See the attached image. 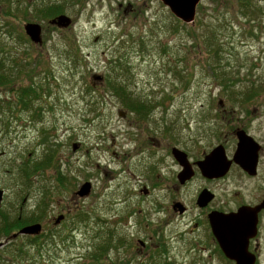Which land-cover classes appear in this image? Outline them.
<instances>
[{"label":"rangeland","instance_id":"obj_1","mask_svg":"<svg viewBox=\"0 0 264 264\" xmlns=\"http://www.w3.org/2000/svg\"><path fill=\"white\" fill-rule=\"evenodd\" d=\"M252 2L246 16L241 0H203L185 24L158 0H0V75L12 80L0 87V212L43 226L39 238L0 237V264H232L174 239L188 219L160 220L177 197L195 210L202 184L177 192L171 147L194 162L219 145L232 158L238 129L264 141V0ZM47 6L58 12L39 16ZM61 15L69 27L50 24ZM28 23L42 26L43 44L31 42ZM114 83L147 116L131 115ZM30 86L37 96L26 109L19 96ZM138 137L149 151H137ZM51 151L55 164L26 183L20 167ZM261 168L256 178L234 168L211 183L217 204L264 199ZM143 185L156 189L142 196ZM261 232L258 264L264 223ZM150 237L143 249L138 241Z\"/></svg>","mask_w":264,"mask_h":264},{"label":"water","instance_id":"obj_2","mask_svg":"<svg viewBox=\"0 0 264 264\" xmlns=\"http://www.w3.org/2000/svg\"><path fill=\"white\" fill-rule=\"evenodd\" d=\"M167 7L172 15L185 24L194 23L197 17V9L203 0H158ZM51 25L58 27H69L72 23L68 16L62 15L52 20ZM24 30L31 41L35 44H43L42 26L37 23H28ZM98 81L101 76H95ZM124 117L125 113H120ZM238 139L237 151L233 160H230L226 154L224 146L216 147L210 154L206 155L204 160L198 163L202 174L208 179H219L225 177L233 164L239 165L245 172L251 176L257 175V166L259 159V144L244 130L236 133ZM77 145H74V150ZM174 157L184 166L185 170L181 173V181L192 178V168L187 159V155L179 149L173 150ZM91 183H85L78 191L81 197L87 196L91 191ZM4 191L0 190V204L4 199ZM215 196L210 192L204 191L199 200L200 206H205ZM177 208V204L175 209ZM264 205L257 207H241L237 212L224 214L213 212L210 221L214 236L219 243L223 254L235 264H256L257 256L250 252L249 241L254 239L258 233L259 212ZM64 216L56 219L55 224L61 223ZM43 226L39 223L23 227L20 231L13 234L12 239L18 236H39L42 233ZM4 247V242L0 241V250Z\"/></svg>","mask_w":264,"mask_h":264},{"label":"flooded vegetation","instance_id":"obj_3","mask_svg":"<svg viewBox=\"0 0 264 264\" xmlns=\"http://www.w3.org/2000/svg\"><path fill=\"white\" fill-rule=\"evenodd\" d=\"M42 37H43V28H42ZM134 113H135L134 111H131L130 114L133 115ZM137 115H138V113H137ZM122 118H126L127 119V115L125 114V116L122 117ZM239 130H241V129H238L237 131H239ZM247 134H249V133H247ZM236 139H237V136H236ZM137 142H138V146L136 148L137 151H140V153H144L146 150H148V147L145 146L146 143H144L140 137H138ZM257 143L259 144V159H258V166H257V175L256 176L249 175L247 172H245L237 164H233L232 165L229 173L234 168H237V169H239L242 172L243 175L248 176L250 178H256V177L260 176L261 170H262L261 166L263 165V162H264V141H257ZM237 146H238V139H237ZM237 146H236L235 153L237 151ZM149 149H150V153L154 154V152L151 151L152 149L151 148H149ZM174 149H179V150H181V149L178 148L177 146H173L169 150V152L171 153L172 157L176 161L177 166L179 168V170L177 172V176H176V178H177V192L180 189H183V188L187 189L196 180H200L202 182V184H201V186L198 187V190L196 192V196H195V210H192L191 207L186 202H184L179 197H177V200L172 201V203L170 205L171 206L170 210L173 212V215L169 214V210H166L167 213L164 212L165 214H163V216H162V217H166V220H164V221L160 220V224H162L163 227L168 225L169 223L167 221H168V219L170 217H177V221H182L184 219H188L187 223H183V227L184 228H183L182 232L181 231L177 232L175 234L174 239L177 238V239H181L182 240L184 238V241L189 243V245L191 247V250H190L191 252L194 251V250L197 251V249H203L204 252H215L219 256H222L226 261L231 262L232 264H235V262L229 260L223 254V252H222V250H221V248L219 246V243H218V241L216 240V238L214 236L212 225H211V221H210V216H211V214L213 212H220V213H224V214L235 213L241 207H244V206H247V207L262 206V205H264V199L262 198V199H259V200L255 201V202H243V203H240L237 207H235L233 209H229V204L226 203V202H222V203H218L217 204V200H218L217 199V195L214 193V191L210 187V185H211V183H213L215 181L224 179L229 173L223 178L208 179L202 174L201 170L198 167V163L200 161H202L203 159L193 162V161H191L192 159H190L188 154L185 151L181 150L182 152H184L187 155V159L189 161V164H190V166L192 168V173H193V176H192L191 179L186 180L184 183H182L180 175L185 170V168H184V166H182L179 163L178 160L175 159L174 153H173ZM225 150H226V148H225ZM235 153L233 154L232 158H230L229 154L226 151V154H227V156H228V158L230 160H233ZM208 183H209V185H208ZM155 189L156 188H154V186H153V188L148 189L145 185H143V188L140 191V193H141L142 196L143 195H148L149 193H152V190H155ZM204 191L210 192L215 197L211 201H209L205 206H200L198 204V200H199L201 194ZM176 204H177V208L175 209ZM160 213H161V211L158 210L157 214L160 215ZM190 214L192 215L191 217H190ZM134 216H135V212H132L131 213V217H134ZM189 217H190V219H189ZM258 217H259V222H258V233H257V236L254 239H251L249 241V250H250V252L254 253L257 256V263L256 264H258L259 259H260V248H261L260 241L262 239L261 230L263 228V223H264V208L259 212ZM189 236H192L194 238L192 240L188 239ZM30 237H32V236H30ZM150 240H154V238L150 237L149 242L147 244L144 241L139 240L138 244L141 245V247L143 249H149V247L152 244V241H150ZM158 246H160V247L162 246L163 252H165V253L167 252L166 248L163 247V245L158 244Z\"/></svg>","mask_w":264,"mask_h":264},{"label":"trees","instance_id":"obj_4","mask_svg":"<svg viewBox=\"0 0 264 264\" xmlns=\"http://www.w3.org/2000/svg\"><path fill=\"white\" fill-rule=\"evenodd\" d=\"M11 1V0H8ZM241 8L244 10V13H246L245 15L248 16V12L252 11V9L256 6L253 5L252 0H241ZM59 7V6H58ZM58 12L57 8L54 6H47L45 7L44 10L40 11L38 13V15L40 16H44L45 18H49L50 16H54L56 13ZM255 12V11H254ZM253 12V13H254ZM253 13H250L253 14ZM259 14L256 11V17ZM250 21H255V19H250ZM77 57V54H76ZM12 80H8L7 76L5 74L0 75V87L3 86H7L9 85ZM230 81V80H228ZM225 81V82H228ZM118 86V87H117ZM111 88L113 90V92L120 97L121 101L125 104V106L131 110V111H135L138 113V117H145L147 116V112L149 111L148 108L146 106V104L144 102H141L137 99H135L132 94L128 93L126 91V89L123 86H119L117 84H111ZM13 89V88H12ZM21 91H23V94L19 96L20 100L23 103L24 108H30L31 102H33L34 99H32V95L37 96L36 91L34 89L33 86L28 87V89H21ZM254 90H251V97L250 99L253 98V95L255 92H253ZM32 94V95H31ZM33 96V97H34ZM1 108V107H0ZM1 110V109H0ZM55 153H53L51 151L50 155H46V160L42 159V161H35L32 164H24L23 166H21L20 168V174L22 175V177L25 179L26 183H30L31 182V177L37 173L38 171H43L45 169H47L49 166L55 164V157H54ZM58 175L59 176H63L62 172L57 169ZM46 194V192H45ZM33 217H16L14 219H11V217H8V214L2 213L0 212V237H8L12 236L13 234H15V232L19 231L21 228L30 225L31 223H39L41 221L40 217H36L34 215H32ZM41 236L38 237H34V238H39ZM108 247V246H107ZM106 246H103L101 248V252H104L107 249ZM2 250V249H1Z\"/></svg>","mask_w":264,"mask_h":264}]
</instances>
